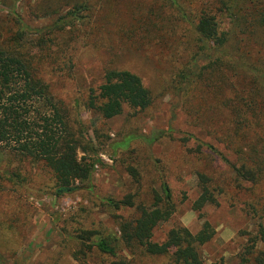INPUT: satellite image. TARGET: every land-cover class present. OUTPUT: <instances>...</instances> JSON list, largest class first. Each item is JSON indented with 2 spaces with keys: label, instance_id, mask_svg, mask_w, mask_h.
I'll return each mask as SVG.
<instances>
[{
  "label": "rangeland",
  "instance_id": "374dc122",
  "mask_svg": "<svg viewBox=\"0 0 264 264\" xmlns=\"http://www.w3.org/2000/svg\"><path fill=\"white\" fill-rule=\"evenodd\" d=\"M2 1L0 29L7 33L1 32L0 37H7L17 28L12 24L15 21H8L12 0L7 4ZM160 4V0H89L87 11L81 12L84 22L54 38L37 33L53 28L59 17L72 9L73 2L58 16L42 15L60 8L57 2L19 0L15 4L20 19L32 32L28 37L44 40L40 46L34 44L24 51L49 56L44 60V74L72 119L86 126L98 150L99 162L90 183L79 184L78 190L57 196L59 188L50 170L40 164L14 160L0 151V264H113L130 259L126 250L116 258L97 249L83 253L73 239L81 229L97 230L96 238L116 237L118 227L107 200L119 201L135 191L129 167L141 175L142 193L151 189L160 193L163 181L171 189L176 213L157 227L156 242L163 243L170 230L178 226L197 234L208 221L216 236L201 248L205 264H240L249 243L248 234L254 236L264 222V182L255 187L245 183L241 190L234 183L232 170L219 156L206 146L201 154L196 149L201 143L213 145L235 161L233 154L214 137L212 120H223L226 101L237 98L239 93L253 101L254 116L264 118V96L252 90L255 86L250 89L255 95L244 91L242 82L231 86L226 64L209 59L208 51L212 50L200 42L194 23L167 19L159 13ZM174 11L166 13L171 15ZM221 24L228 29L229 20L223 18ZM251 52L254 62L261 59L260 55L264 63V48L260 53ZM55 57L58 60L53 66ZM194 58L198 70L194 69ZM186 69L201 72L207 78L189 102L178 92L181 71ZM109 71H129L139 76L153 98L149 110L134 113L125 108L121 116L112 120L89 112L88 93L103 84ZM247 114L252 117L251 112ZM252 130L258 133L256 128ZM130 135L147 140L123 149L120 145ZM84 155L80 153L79 157ZM197 170L214 175L220 181L217 185L225 191L219 196L218 205L207 206L201 213L194 210L199 197ZM252 207L260 212L257 217ZM119 214L130 215L126 209Z\"/></svg>",
  "mask_w": 264,
  "mask_h": 264
},
{
  "label": "trees",
  "instance_id": "16d2710c",
  "mask_svg": "<svg viewBox=\"0 0 264 264\" xmlns=\"http://www.w3.org/2000/svg\"><path fill=\"white\" fill-rule=\"evenodd\" d=\"M17 1L12 0L8 18L9 22L15 21L12 24L17 29L7 37H0V151L14 160L40 164L50 170L59 188L56 195L61 196L78 190L79 184L92 181L99 162L98 150L89 138L84 123L73 120L63 102L57 99L51 81L44 74V60L49 56L24 51L34 44L40 46L44 40L32 38L33 35L28 37L32 32L15 9ZM47 1L60 3L61 7L43 13V16H58L64 7L69 8L72 2L74 5L59 17L53 28L44 34H37L54 38L84 22L85 17L81 16V12L87 11L89 0ZM160 2L159 13H163L167 19L194 23L200 42L212 50L208 51L209 59L226 64L224 68L230 74L228 83L231 86L242 82L244 91L247 89L255 95L254 90L256 94L264 96L262 57L259 55L261 59L257 62L251 58L254 55L251 51L259 52L264 48V0ZM171 8L175 11L169 15L166 12ZM189 8L192 9L190 12ZM223 18L229 20L228 29L221 24ZM1 32L7 33L5 29H0ZM57 60L58 57H55L51 64L54 66ZM192 62L194 69L198 70V61L194 58ZM180 78L182 81L178 92L187 97V102L198 91V85L207 79L203 73L193 69L182 70ZM251 86L255 87L250 90ZM152 104V95L139 76L129 71H109L104 76L103 84L89 91L86 109L101 119L112 120L121 116L125 108L134 113H145ZM224 107L227 109L223 115L225 118L217 123L212 120L211 129L216 140L224 144L225 150L233 154L235 161L209 144H199L196 153L201 154L206 146L232 170L237 188L244 190L245 183L255 187L264 182V118L254 116L253 101L240 93L237 98L228 99ZM187 109L191 117V110ZM250 112L252 117L247 114ZM196 120L202 119L197 117ZM254 128L257 134L253 132ZM124 139L120 146L126 150L136 141L147 140L137 135ZM80 153L85 155L80 158ZM128 171L134 179L135 191L119 201L107 200L111 217L118 227V236L96 238L99 235L97 230L81 229L73 239L84 250L83 253L97 249L116 258L119 252H128L130 259L113 264H158L159 261H164L163 264H205L200 251L215 238L214 227L206 221L201 230L193 234L187 228L178 226L170 230L163 243L156 242L154 233L157 227L169 222L176 213L171 189L163 181L160 193L155 189L142 193L138 170L129 167ZM196 176L199 197L194 203V210L201 213L207 206L218 205V198L225 191L217 185L220 181L214 175L197 170ZM123 209L129 211L130 215H120ZM253 212L255 217L260 213L255 209ZM263 219L264 216L261 217ZM248 236L249 243L240 264H264V222L259 224L254 236ZM259 246L261 248L257 249Z\"/></svg>",
  "mask_w": 264,
  "mask_h": 264
}]
</instances>
